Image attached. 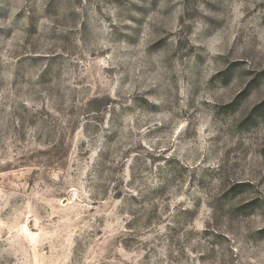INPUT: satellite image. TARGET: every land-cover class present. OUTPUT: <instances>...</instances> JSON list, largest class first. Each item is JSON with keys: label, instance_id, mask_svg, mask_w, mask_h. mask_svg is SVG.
Instances as JSON below:
<instances>
[{"label": "rangeland", "instance_id": "rangeland-1", "mask_svg": "<svg viewBox=\"0 0 264 264\" xmlns=\"http://www.w3.org/2000/svg\"><path fill=\"white\" fill-rule=\"evenodd\" d=\"M0 264H264V0H0Z\"/></svg>", "mask_w": 264, "mask_h": 264}]
</instances>
